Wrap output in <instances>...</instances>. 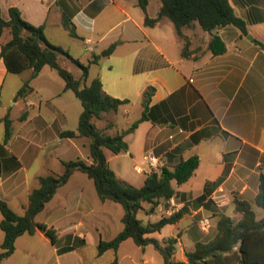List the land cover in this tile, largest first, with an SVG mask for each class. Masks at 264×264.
Returning a JSON list of instances; mask_svg holds the SVG:
<instances>
[{
	"label": "crops",
	"instance_id": "obj_1",
	"mask_svg": "<svg viewBox=\"0 0 264 264\" xmlns=\"http://www.w3.org/2000/svg\"><path fill=\"white\" fill-rule=\"evenodd\" d=\"M230 2L246 21L247 35L234 26L210 33L195 22L183 28L181 37L167 17L153 27L146 26V14L137 0H0L5 20L9 19L10 8H18L24 20L44 25L50 42L84 64L117 44L111 55L102 56L89 69L88 83L98 76L106 94L129 100L118 112L104 113L95 120L108 134L122 133L141 119L145 112L144 92L155 89L147 120L125 136L128 150L120 154L107 149L105 152L118 178L129 184L131 176L124 168V159L133 162L144 184L151 171L174 166L195 155L200 158L194 175L182 185L174 184L173 198L162 202L154 212L144 204L140 211L147 220L138 212V218L145 223L157 222L163 215L170 216L200 198L208 189L207 201H212L208 206L192 203L190 213L180 222L148 235L163 244L165 239L180 234L174 256L177 261H187L185 253L194 250L202 234L216 233L215 211L230 216L232 208L239 221L242 215H237L234 198L253 206L264 175V49L255 42L264 44V0ZM152 4L150 0L147 14L156 18L162 4L160 0ZM66 17L74 23L77 37L65 27ZM58 27L67 38H59L55 32ZM213 35L222 38L225 53H211ZM10 39V31L5 30L1 42ZM186 41L190 55L183 57ZM60 62L75 76H81L78 67L75 70L68 66L74 65L70 60L63 58ZM33 74V70L11 74L0 58V199L19 215L28 207L29 195L39 187L40 177L62 174L67 161L81 158L92 162L89 138L61 136L65 131L78 130L81 101L73 98L71 90H65V81L49 66ZM27 80L32 92L17 99ZM25 112L28 116L22 120ZM6 116L13 127L8 142L2 121ZM149 154L155 157V166L150 165ZM157 214L160 216L153 220ZM123 216L121 204L103 202L94 180L76 171L36 217L37 222L57 230L58 243L52 244L41 231L21 243L23 235L16 241L14 254L3 264H164L155 261L152 245L141 247L132 239L125 240L118 251L99 255L100 242L113 240L124 229ZM2 218L0 212V222ZM205 219L213 225L203 229L201 222ZM0 232L1 252L4 232ZM67 247L72 250L63 251Z\"/></svg>",
	"mask_w": 264,
	"mask_h": 264
},
{
	"label": "trees",
	"instance_id": "obj_2",
	"mask_svg": "<svg viewBox=\"0 0 264 264\" xmlns=\"http://www.w3.org/2000/svg\"><path fill=\"white\" fill-rule=\"evenodd\" d=\"M160 1L162 5L159 15L156 18H150L147 14L150 0H137V5L146 14V26L153 27L162 17H167L173 22L181 37H183V28L191 27L195 22L204 31L210 33L219 28L234 26L242 34H248L246 21L236 14L230 0ZM64 23L70 35L77 37L76 27L71 19L66 17ZM5 30L10 31L11 39L2 43L1 38ZM255 42L264 49L263 43L257 40ZM116 45V43L112 44L101 55H96L89 64H84L64 48L50 42L44 25L35 26L24 20L18 8H10L9 19L5 20L0 5V58L3 59L7 71L11 74H21L27 70H33V76H36L45 66L57 71L65 81V90H71L83 106L78 130L65 131L61 133V136L89 138V157L92 159L91 163L81 158L64 162L62 174L40 177V185L30 193L29 205L23 215H19L6 201L0 199V212L3 216L0 228L4 232L0 264L14 254L17 239L25 234L33 236L41 231L52 244L58 243L57 230L37 222L36 217L53 199L57 190L67 184L76 171L94 180L98 196L103 202L111 200L124 208L122 219L124 229L113 240L100 242L99 255L108 250L118 251L125 240L132 239L141 247L152 245L162 255L164 264H264V175L260 177L259 192L255 198V205L263 212L262 217H258L248 201L235 197L233 202L236 211L242 215L241 219L235 221L232 217L215 211V216H218L216 233L207 236L202 234L196 240L194 250L185 253L186 262L177 261L174 257L178 236L165 239L163 244L156 238L148 237L150 234L161 232L167 225L180 222L190 213L189 206L196 203L197 206H208L212 201H207L209 196L207 189L200 198L188 203L189 205H184L170 216L163 215L157 222L145 223L138 218V212L144 208V204H148L151 212H154L162 202L173 198L176 195L174 184L182 185L187 182L199 167L200 158L195 155L181 160L174 166H164L160 171H151L141 187L123 182L118 178L109 164L105 150L113 154L128 150L125 136L134 131L141 122L147 120V110L155 89L151 87L144 92L145 112L142 118L128 130L112 136L96 125L95 120L100 119L104 113L118 112L123 105L129 103V100H121L106 94L98 76L88 83L90 64L97 62L102 56L111 55ZM209 50L213 55L225 53L226 45L220 36H212ZM182 55L183 57L190 55L187 41ZM63 58L70 60L81 70L80 77L75 76L61 64L60 61ZM32 90L30 80H27L19 89L16 98H26ZM27 116L28 113L25 112L21 119L25 120ZM2 121L5 123V142H8L13 135L12 120L6 116ZM69 250H72V247L63 249V251Z\"/></svg>",
	"mask_w": 264,
	"mask_h": 264
},
{
	"label": "rangeland",
	"instance_id": "obj_3",
	"mask_svg": "<svg viewBox=\"0 0 264 264\" xmlns=\"http://www.w3.org/2000/svg\"><path fill=\"white\" fill-rule=\"evenodd\" d=\"M155 1H159V0H153V4L152 5H155ZM55 32H56V34L59 36V38H60V36H62V35H64V37H68L67 36V34L64 32V30L61 28V27H58V28H56L55 29ZM70 68H74L75 70H76V66H74V65H68ZM78 69V68H77ZM57 77L59 78V79H63L58 73H57ZM89 82H90V80H89ZM71 95L73 96V98L76 100V101H78L79 102V100H78V98H76V96L74 95V94H72L71 93ZM122 163L124 164V168H126V170L128 171V173H129V175L131 176V184H133V185H135V186H142L143 185V183L141 182L142 181V175H140V174H138L136 171H135V169H134V166H133V162L130 160V159H124V162L122 161ZM112 164H113V166H115V168H117L116 166V162L115 161H113L112 162ZM118 170V169H117ZM253 209L258 213L259 211H260V215H258V217L260 218L261 217V215H262V210L261 209H259L255 204H253ZM233 209L231 208V209H229V211H228V214L235 220V221H238V218H237V216H235L234 215V213H233V211H232ZM237 215H239L240 217H241V214H239V213H237ZM139 216L141 217V218H143V219H146V217H145V215H144V213H143V211H140L139 212ZM158 216H160V214H157L155 217H154V219L153 220H156L157 219V217ZM147 220V219H146ZM209 221H210V223L213 225V223L211 222V220L209 219ZM1 231V230H0ZM1 233V232H0ZM168 233V232H167ZM178 236V238L180 237V234L179 235H177ZM27 239H32V236H30V235H24V237L21 239V243H27ZM29 243V242H28ZM179 249V254L181 253L180 252V248H178ZM150 251H151V253H152V255H153V257H154V259H155V261L156 262H159V263H164L163 262V257H162V255L153 247V246H150Z\"/></svg>",
	"mask_w": 264,
	"mask_h": 264
},
{
	"label": "built area",
	"instance_id": "obj_4",
	"mask_svg": "<svg viewBox=\"0 0 264 264\" xmlns=\"http://www.w3.org/2000/svg\"><path fill=\"white\" fill-rule=\"evenodd\" d=\"M147 159H148V161H149V163H150L151 166H155L156 165L157 162H156V159H155L154 156H152V155L149 154L148 157H147ZM217 201H218V199H217ZM201 226H202L203 229L208 228L210 226L209 219L203 220L201 222Z\"/></svg>",
	"mask_w": 264,
	"mask_h": 264
}]
</instances>
